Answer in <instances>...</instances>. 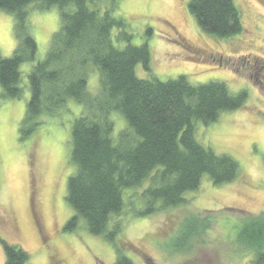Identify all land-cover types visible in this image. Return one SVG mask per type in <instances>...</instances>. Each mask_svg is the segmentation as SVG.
Returning a JSON list of instances; mask_svg holds the SVG:
<instances>
[{
    "label": "rangeland",
    "instance_id": "obj_1",
    "mask_svg": "<svg viewBox=\"0 0 264 264\" xmlns=\"http://www.w3.org/2000/svg\"><path fill=\"white\" fill-rule=\"evenodd\" d=\"M190 1L115 0L114 16L125 20L132 46L147 45L150 51L149 67H136L138 78L167 82L185 76L192 85L219 82L232 95L246 92L241 109L224 113L208 127L200 124L195 133L203 146L236 160L240 177L224 185H214L206 177L197 191L185 196L183 205L142 217L132 213L147 212L149 205L126 206L113 220L121 223L118 241L135 264H261L241 234L251 220L264 219V0H234L244 29L228 39L202 31L188 11ZM113 5V0L91 1L93 8L102 10ZM0 13L14 20L10 52L0 31V54L10 58L19 44L15 18ZM27 13L38 45L37 60H43L60 28L58 9L35 7ZM53 16L54 28L49 20ZM28 69L24 65L22 71L28 74ZM88 78L96 97L97 72ZM2 95L0 87V238L25 250L29 264H115L114 246L91 235L83 223L73 232L64 231L74 216L65 198L74 172L73 112L80 109L72 106L69 119H46L22 140L30 93L18 100H4ZM117 123L121 127L119 119ZM4 263L0 245V264Z\"/></svg>",
    "mask_w": 264,
    "mask_h": 264
},
{
    "label": "trees",
    "instance_id": "obj_2",
    "mask_svg": "<svg viewBox=\"0 0 264 264\" xmlns=\"http://www.w3.org/2000/svg\"><path fill=\"white\" fill-rule=\"evenodd\" d=\"M91 1L0 0V10L15 18L19 41L10 58L0 54V87L4 100L30 93L22 140L46 119H69L72 106L80 109L73 112L74 172L65 198L74 216L64 231L73 232L83 223L91 235L114 246L115 264H135L118 241L121 223L113 220L126 206L131 209L139 203L150 209L131 212L133 217L181 206L206 177L214 185L235 182L241 171L238 162L203 146L195 133L200 124L208 127L224 113L241 109L247 95H232L219 82L192 85L185 76L167 82L138 78L136 67H149L148 46L131 45L125 20L114 16L115 0L113 8L103 10L93 8ZM35 7H56L60 17V28L43 60H37L38 45L27 23L28 9ZM188 11L213 37L228 39L243 32L234 0H191ZM24 65L29 66L28 74L22 71ZM93 70L99 79L96 97L88 82ZM241 236L264 264V219L251 220ZM0 245L4 264L30 263L20 246L2 238Z\"/></svg>",
    "mask_w": 264,
    "mask_h": 264
},
{
    "label": "clouds",
    "instance_id": "obj_3",
    "mask_svg": "<svg viewBox=\"0 0 264 264\" xmlns=\"http://www.w3.org/2000/svg\"><path fill=\"white\" fill-rule=\"evenodd\" d=\"M49 20L52 23L53 28H54V23H55L54 16L50 17ZM13 25H14V20H13V18L11 16H8V15H5L3 13H0V31L3 32L6 44L8 45V51L9 52L11 51L12 43L8 39V37L10 36V34L12 32ZM5 54L7 55L8 53L6 52Z\"/></svg>",
    "mask_w": 264,
    "mask_h": 264
}]
</instances>
